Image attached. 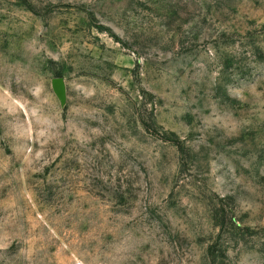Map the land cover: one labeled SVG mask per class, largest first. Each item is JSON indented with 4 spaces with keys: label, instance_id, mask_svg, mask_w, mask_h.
<instances>
[{
    "label": "rangeland",
    "instance_id": "1",
    "mask_svg": "<svg viewBox=\"0 0 264 264\" xmlns=\"http://www.w3.org/2000/svg\"><path fill=\"white\" fill-rule=\"evenodd\" d=\"M0 264H264V0H0Z\"/></svg>",
    "mask_w": 264,
    "mask_h": 264
},
{
    "label": "water",
    "instance_id": "2",
    "mask_svg": "<svg viewBox=\"0 0 264 264\" xmlns=\"http://www.w3.org/2000/svg\"><path fill=\"white\" fill-rule=\"evenodd\" d=\"M52 87L61 105L64 106L67 102V87L64 77L62 76L53 77Z\"/></svg>",
    "mask_w": 264,
    "mask_h": 264
}]
</instances>
